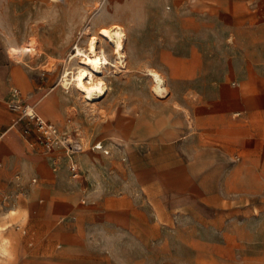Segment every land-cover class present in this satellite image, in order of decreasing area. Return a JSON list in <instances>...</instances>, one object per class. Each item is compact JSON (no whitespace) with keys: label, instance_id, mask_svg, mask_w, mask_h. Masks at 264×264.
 <instances>
[{"label":"rangeland","instance_id":"obj_1","mask_svg":"<svg viewBox=\"0 0 264 264\" xmlns=\"http://www.w3.org/2000/svg\"><path fill=\"white\" fill-rule=\"evenodd\" d=\"M263 20L264 0H0V56L34 83L19 103L83 145L72 173L16 121L0 159L12 240L0 264H264ZM109 25L126 62L86 105L61 76Z\"/></svg>","mask_w":264,"mask_h":264},{"label":"bare ground","instance_id":"obj_2","mask_svg":"<svg viewBox=\"0 0 264 264\" xmlns=\"http://www.w3.org/2000/svg\"><path fill=\"white\" fill-rule=\"evenodd\" d=\"M51 1L58 2L59 0ZM111 59H114V61H111ZM75 60L78 61L77 66L74 69L64 70L60 84L62 89L68 92L72 87V90L79 96V101L81 99L82 103L93 106L92 103L106 97L108 94L109 88L103 78L105 72L111 68H120L126 62L123 29L119 25L99 28L87 39L85 48L80 47L78 44L74 47V54L69 56V61ZM147 76L152 83L154 94L161 95L166 92L164 80L158 73L149 70ZM29 109L42 118L33 107H29ZM99 148L102 147L99 145ZM4 230L5 228L0 226V232ZM5 252L0 248V255H5Z\"/></svg>","mask_w":264,"mask_h":264},{"label":"crops","instance_id":"obj_3","mask_svg":"<svg viewBox=\"0 0 264 264\" xmlns=\"http://www.w3.org/2000/svg\"><path fill=\"white\" fill-rule=\"evenodd\" d=\"M264 27V20L262 22ZM30 89H34V83L30 79V75L27 70L18 66L9 56L2 54L0 56V134L3 133L1 139L9 134L7 138L1 143L0 148V159L5 157V150H9L13 148L11 145L12 138L16 137L18 126L15 127V123L18 119V114L10 109V104L14 101H22L23 94L25 92H29ZM261 93H264V84H262L260 88ZM15 92L17 95L15 96ZM29 99H33V97H29ZM50 122V121H48ZM52 123V122H51ZM15 132H14V131ZM33 197L31 196L32 200L37 199V197L41 194L44 197H47L49 194L48 192H37L33 193ZM36 194V197H35ZM35 207L33 203H30L26 209H23L19 212V217L24 221L26 220L29 214H33ZM11 213V214H10ZM9 214L14 216L18 214V211L12 210ZM8 214V215H9ZM0 226L5 228L6 231L7 226L4 223H1ZM0 232V248L3 249L5 255H0V257H6L9 255V246L11 244V238L4 236L3 232ZM6 237V239H5ZM4 238V239H3ZM6 244V245H5ZM5 245V246H4ZM7 247V249H6Z\"/></svg>","mask_w":264,"mask_h":264},{"label":"built area","instance_id":"obj_4","mask_svg":"<svg viewBox=\"0 0 264 264\" xmlns=\"http://www.w3.org/2000/svg\"><path fill=\"white\" fill-rule=\"evenodd\" d=\"M16 95L17 92H15ZM10 109L19 115L17 122L26 119L33 126L39 145L47 151H61L66 157L70 158V171L72 173L78 171V165L72 160V157L83 152V145L80 141L71 140L67 135L61 134L56 125L32 113L28 106L14 101L10 104ZM95 149L100 150L102 148H99V145H95Z\"/></svg>","mask_w":264,"mask_h":264}]
</instances>
